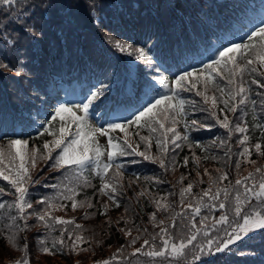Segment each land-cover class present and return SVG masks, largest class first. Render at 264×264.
Wrapping results in <instances>:
<instances>
[{
  "label": "snow or ice",
  "instance_id": "6c2138e0",
  "mask_svg": "<svg viewBox=\"0 0 264 264\" xmlns=\"http://www.w3.org/2000/svg\"><path fill=\"white\" fill-rule=\"evenodd\" d=\"M0 5L5 6L0 10V74L7 76L11 73L19 97L25 104L32 105L30 108L20 105L18 113H9L6 106L0 108V140L7 139L6 145L0 144V178L8 182V192L13 197L11 201L0 202V210H3L0 211V218L6 217L9 221L7 231L0 238L4 239L6 247L11 246L13 250L21 249L25 253L24 258L16 260L15 264H30L27 237L22 233L32 227L29 221L33 218L44 229L45 235L38 236L37 239V249L43 254L55 255L59 251L68 255L90 250V247L81 248L84 244L90 245L92 237L83 235L86 229L83 225L75 223V217L65 219L53 215L54 210L66 206L64 201H71L73 211L78 207L88 209L94 207L87 195L83 200L77 199L82 189L95 187L84 177V172L90 168L94 169L95 175L101 181L96 191L101 196L106 195L113 206L119 207L122 187L120 178L124 165L116 163L117 158L139 156L144 161L157 163L161 169L167 171L170 165H175L176 161L172 158L175 157V150L181 148L182 144L188 143L189 147L204 148L198 139L190 135L193 130L211 129L219 125L227 130L226 139L217 137L211 143L216 144L218 141L223 147L228 146V141L234 133H239L238 143L242 151L237 153L240 158L235 161L237 169L240 168L241 159L251 157L252 148L264 156L262 151L264 144L261 142H255L252 148L249 147L250 137L246 134L248 132L246 126H241L239 122L233 126L227 114L223 117L219 115L226 111L236 113L241 106L247 108L250 103L253 120L257 119L255 112L257 100L252 97V85L264 89V83L261 82L264 80V70H261L264 69V0H260L258 6L244 4L242 12L225 20L223 25L217 17L210 16L207 11L218 5L211 3L203 5L196 3L195 0L182 7L174 4L164 5L166 10L172 11L167 25L154 23L143 40L130 44L108 37L111 47L129 58L123 79L112 64L102 68L90 65L88 71L96 79L86 91L82 90L78 97L80 102L68 101L66 93L67 102L57 99V103L52 105L53 111L47 113L44 112L43 106L48 104L50 98H54L50 85L55 83L56 77L76 72L77 68L68 62L67 51L60 59H53L47 63L41 62L37 53L40 43L48 33L53 12L56 9H63L65 15L70 16L71 9L56 3L55 0H0ZM249 10L253 14L249 15ZM194 24L200 26L204 35L194 30ZM165 27L175 39L174 46L167 52L162 48V32ZM238 33L246 37V42L243 39L240 43L236 42ZM63 35L61 30L60 36ZM50 54L55 57L54 43L50 45ZM238 56L243 58V62H240ZM197 64H201L202 68H197ZM245 74L251 77L247 81ZM218 76L226 77L230 87L220 88L215 83ZM202 78L204 90H198L196 94L203 98L207 106L203 111L209 112L211 120L208 118L203 121L189 120L186 118L185 108L189 102L180 98V93L196 89ZM41 80L44 82L41 83ZM29 83L32 86L25 90ZM209 85H213L214 88L211 96L208 94ZM117 87L119 91L113 99L110 93ZM216 91L219 95L215 94ZM258 98L261 109L259 119L264 120V92L258 93ZM2 99L3 97H0V100ZM33 101L40 103L37 105ZM218 102H222L223 106L219 107ZM102 106L105 110L98 114L104 118L107 127H96L91 122L90 110ZM42 114L50 116V119L46 121L47 126L41 124L43 127L41 135L47 134L52 139L44 140L42 147L38 149L31 146L29 140L19 138L20 133L16 131L14 125L21 127L33 125L36 118ZM57 119L60 123L58 129L53 126ZM161 119L168 121V124L161 122ZM142 121L151 132L162 130L160 136L156 138L158 156L150 154V137H139L144 143V150H139V144L133 146L130 141L126 129L132 125L139 126ZM181 124L182 129L178 130ZM73 125L75 130H72ZM254 126L261 129V139L264 140V125L256 123ZM117 129L124 133L123 139L110 135ZM97 135L107 137L108 147L104 151L96 141ZM169 145H172L171 149ZM5 150L10 165L7 168L3 165ZM105 152L107 158L106 161H102ZM169 153L172 158L169 157ZM224 155L231 159L229 151H225ZM199 159L193 153V160L198 162ZM38 161H43V164L48 165L54 173H58L60 178L51 185L54 194L42 195L35 201L34 206L33 186L47 187L41 178L42 169L37 168ZM132 162L135 163L134 160ZM183 163L187 165L188 157L184 158ZM215 172L217 175L213 176L207 168L204 169L209 178V187L203 190L201 196L193 198L195 204L185 205L184 202L185 195L191 193L193 189L191 182L186 187L182 186L179 192L181 205L191 209L193 214L198 215L201 212V205L206 197L213 202L211 208L221 210L219 218L213 217L210 226L215 230L214 233L210 234L207 230L208 226L204 221L208 218L204 217L200 221L203 228L197 227L193 218L190 226L184 224L179 232L173 231L170 234V226L166 225L164 220H160L158 225L153 224L154 228L159 226L158 236L149 234L147 228L143 229L142 236L138 226L121 217L116 224L119 225L123 220L125 226L117 227V231L128 238L126 245H136L138 240L143 239V244L134 248L131 256L143 254L153 259L163 258L160 264H165V261L167 264H205L207 259L214 258L217 254H230V246L237 241H242L257 232H264V168L256 167L253 172L235 180L234 199L227 188L219 186L221 182H230L229 172L221 169H216ZM69 176L76 177V181H70ZM197 176H200L199 171ZM148 179L145 177V180ZM183 180L182 175L180 181ZM214 185L215 192L212 191ZM241 185L243 194L240 191ZM4 192L5 188L0 187V196ZM251 198H258L255 207ZM156 204L157 208L165 211L173 207L171 204H161L160 201ZM100 208L104 209L100 214L107 215L108 205L101 203ZM128 211L129 209L125 208V212ZM87 217L88 213L85 212L84 218ZM150 218L156 221V213L153 212ZM55 225L61 226L60 235L57 239L49 241L47 233L54 231ZM70 225L73 227L69 228ZM107 225L111 228V218L108 219ZM171 227L173 229L176 227L174 218ZM134 230L137 232L136 236L132 235ZM65 238L69 243L66 244ZM158 238L161 241L160 245L156 244ZM124 248L125 245H121L111 257L95 261L94 264H113L114 261L121 264L119 256ZM123 264H131V261H124ZM260 264H264V257L261 258Z\"/></svg>",
  "mask_w": 264,
  "mask_h": 264
},
{
  "label": "trees",
  "instance_id": "16d2710c",
  "mask_svg": "<svg viewBox=\"0 0 264 264\" xmlns=\"http://www.w3.org/2000/svg\"><path fill=\"white\" fill-rule=\"evenodd\" d=\"M234 1V0H233ZM56 3L64 5L71 9L70 16H66L63 9H56L52 14V20L49 23L48 33L45 39L39 45V52L37 53L41 62L47 63L53 59H60L65 55L67 51L68 62L76 66L77 71L71 72L63 77H56L60 85V94L51 95L54 98H50L52 105L57 103V99L65 100L66 91L61 90L63 85V79L67 77L69 82V88L78 87V91L82 94V90L86 91L84 81L80 78V72L85 71L87 74V81L94 82L96 79L91 72L88 71L89 66L102 68L108 64L114 65L119 74L122 75V70L127 65L128 57L117 52L111 47V42L108 37H112L114 40L126 41L127 43H135L141 41L148 34L151 26L154 23H161L167 25L168 20L172 16L171 10H166L164 5L174 4L177 7H182L191 0H55ZM199 4H209V0H195ZM235 2V1H234ZM156 6V7H154ZM94 7V11H93ZM4 5H0V10L4 9ZM226 11L224 7L221 8ZM208 13L213 14V8L207 9ZM193 28L200 35H204L203 30L199 25L194 24ZM63 30V37L60 36V31ZM246 42V39L244 40ZM55 44V57L50 54V45ZM175 44L174 37L167 31L165 27L162 32V48L167 52ZM240 62H243L242 57H238ZM207 63V61H205ZM197 68H202L201 64L196 65ZM35 73V69H33ZM11 73L7 76L0 74V108H7L9 113H18L19 106L23 105L25 108H30L32 105L25 104L24 101L18 95V89L14 86L13 80L11 79ZM43 76V74H41ZM245 74V81L250 79ZM46 80V77L44 78ZM44 80L40 82L43 83ZM86 81V82H87ZM264 83V80H261ZM215 83L220 88L227 89L230 87L227 83V79L224 76H218ZM203 78L201 84L197 85L196 89L192 91H182L180 98L188 101L185 105L187 110V119H195L197 121H203L205 118L211 120L209 112L203 111L205 107L203 98L198 96L196 93L198 90L203 91ZM32 85L29 83L26 86L27 90ZM247 86V83H246ZM6 90V91H5ZM214 92L213 85L208 86V94L211 96ZM264 92V89L259 88L258 85H252V97L257 100V107L255 112L257 119L253 120L252 106L249 103L247 108L243 106L234 113L231 122L233 126L239 122L241 126H246L248 132L246 133L250 137L249 147L252 148L255 142H261L264 144V140L261 139V129L256 128L254 124L259 123L264 125V120L259 119L261 109L259 107L258 93ZM71 93V94H69ZM67 93V100L72 102L73 96L77 95V91H70ZM80 94V95H81ZM219 95V92H215ZM117 93L113 94V99ZM225 98H227L225 96ZM73 102V103H79ZM34 104H39V101H33ZM51 105V106H52ZM218 106L222 107V102H218ZM97 108L95 111L102 109ZM53 109L50 107L49 111ZM45 112V113H47ZM227 114L228 117L230 112L219 113L221 117ZM34 115V113H33ZM170 118V116H169ZM47 119L50 116L40 115L36 118V122L33 125L20 126L17 131L20 133L19 138L29 140V144L33 147L40 148L44 140L52 139L47 134L43 133V127L41 124L47 126ZM247 121V124H245ZM161 122L168 124V121L161 119ZM55 128H59V120L53 122ZM101 126L107 127V124L103 122ZM170 126V125H169ZM182 129V124L178 126V130ZM129 134L131 143L136 146L139 144V150H144V143L140 141V136H147L151 139L150 154L158 156L159 152L156 147V138L160 136L162 130L157 132H151L150 128L141 122L138 125H132L126 129ZM11 132V127L9 128ZM226 129L221 128L219 125H215L211 129H202L200 131L193 130L190 135L200 141L204 148L189 147L188 143L182 144L181 148L176 149L175 157H169L176 161L175 165H170L168 170L161 169L157 163H151L144 161L139 156H122L117 158L116 163L124 165L122 169L123 175L121 180V193L119 196L120 206L115 207L108 200V197L101 196L96 188L99 187L101 181L99 177L95 175L94 169L90 168L84 172V177L94 185V188H85L81 190V194L77 197L78 200H83L85 195L91 199L94 207L91 209L78 207L73 211L71 207V201H64L66 205L63 209H57L53 211V215L61 216L65 219L75 217V223L83 225L86 231L83 233L85 237H92L89 244H84L81 248H89V251L81 250L79 254H61L57 251L55 255L43 254L37 249L38 236L43 237L45 235L43 226L35 221L33 218L29 221L32 227L22 233L23 236L27 237L28 242V253L32 260L38 264H94L95 261H101L108 257H111L121 245H125L123 252L120 254L119 259L121 264L124 261H131V264H160V260L163 258H150L143 254H137L135 257L131 256L134 248L140 247L143 244V239L137 241L136 245H126L128 238L124 237L123 234L117 231V227H124V221L121 220L120 224L117 225L116 221L123 217L124 220H128L130 224H134L141 229V235L143 236V229L147 228L149 234H159V226L153 227V224H157L160 220H164L166 225H169L170 234L175 231L179 232L180 228L184 225H191L192 219H195L197 227H204L200 224V221L207 217L204 224L208 226V231L214 233L215 230L211 229L213 223V217L219 218L220 211L218 208L213 209L210 207L213 203L210 198H204V203L201 205V212L196 215L193 214L191 209H187L180 203V188L186 187L189 182L193 184L191 193L186 194L184 197L185 205L187 203L195 204L194 197L202 195L203 190L209 187L208 175L204 173V169L207 168L213 176L217 175L216 169L221 171L229 172V181L221 182L220 187L228 189L230 196L234 199L235 191L234 185L237 178L246 176L249 172H253L256 167L264 168V156L255 152L252 148V155L250 158L241 159L240 168L235 167V161L240 159L237 155L239 151H242V147L238 143L240 138L239 133H234L230 145L223 147L211 142L216 140L217 137L220 139H226ZM139 133V135H137ZM114 138L118 137L123 139L124 133L120 130H115L110 133ZM170 135V134H169ZM17 138V137H12ZM103 140L107 142L106 136H101ZM0 144H7V139L0 140ZM172 148V145H169ZM207 149V150H205ZM225 151H229V156L232 155V159L224 155ZM264 151V148H262ZM193 153L195 157L200 158L198 162L193 160ZM188 157V163L184 165V158ZM204 157H208L204 159ZM135 161L133 163L132 161ZM251 161H255L252 163ZM19 161H17L18 163ZM4 167H9V160L7 158V151L5 150V158L3 160ZM37 168L42 169L41 178L45 181L47 187L42 185L33 186L32 201L35 206V201L40 199L44 194L53 195V189L51 185L57 182L60 178L58 173H54L48 165H41V161H38ZM197 171L200 172V176H197ZM35 175V173H34ZM66 176L68 174H65ZM184 176V180L181 182L180 177ZM148 177V180H145ZM138 178V179H137ZM69 180L72 182L76 181V177L69 176ZM202 181V182H201ZM83 180L81 179L80 183ZM251 183V181H249ZM7 181H3L0 178V187L5 188V192L0 196V202L11 201L13 197L9 194L7 188ZM71 186V184L69 185ZM216 186L214 185L212 191L215 192ZM241 194H243V186H240ZM95 192V195H94ZM143 192V195L140 193ZM171 193V195H169ZM221 199L223 194H221ZM160 201L161 204H171L173 207H169L166 211L162 208H157L156 202ZM251 202L255 207L258 203V198H251ZM104 203L108 205L107 215H101L104 211L100 208V204ZM125 208L129 211L125 212ZM258 210V209H257ZM3 211V210H0ZM85 212L88 213V217L84 218ZM156 213V221L151 220V214ZM179 213L180 215H176ZM111 218L112 226L108 227L107 221ZM175 219V229L171 227ZM8 219L6 217L0 218V237L7 231ZM61 226L55 225L54 231L47 233V239L49 241L57 239L60 235ZM73 226H69L71 228ZM133 236L137 235L134 230ZM147 238V237H144ZM201 239H203V232L201 233ZM66 244L69 243L65 238ZM161 241L158 238L156 244L160 245ZM22 248V242H21ZM147 250V247H146ZM67 252V248L65 249ZM25 253L21 249L13 250L11 246L5 245L3 238H0V264H7L12 261L24 258ZM264 257V232H257L255 235H250L244 238L242 241H237L236 244L230 246V254H217L214 258H209L205 261V264H260L261 258ZM113 264H116L114 261ZM167 264V261H165Z\"/></svg>",
  "mask_w": 264,
  "mask_h": 264
},
{
  "label": "rangeland",
  "instance_id": "374dc122",
  "mask_svg": "<svg viewBox=\"0 0 264 264\" xmlns=\"http://www.w3.org/2000/svg\"><path fill=\"white\" fill-rule=\"evenodd\" d=\"M29 260H30V258H29ZM9 264H15V262L14 263H9ZM30 264H31V260H30Z\"/></svg>",
  "mask_w": 264,
  "mask_h": 264
}]
</instances>
